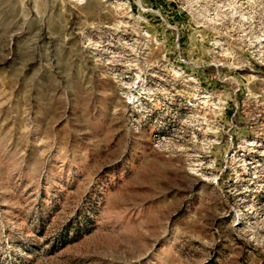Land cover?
Listing matches in <instances>:
<instances>
[{
  "label": "rangeland",
  "instance_id": "obj_1",
  "mask_svg": "<svg viewBox=\"0 0 264 264\" xmlns=\"http://www.w3.org/2000/svg\"><path fill=\"white\" fill-rule=\"evenodd\" d=\"M0 264H264V0H0Z\"/></svg>",
  "mask_w": 264,
  "mask_h": 264
}]
</instances>
